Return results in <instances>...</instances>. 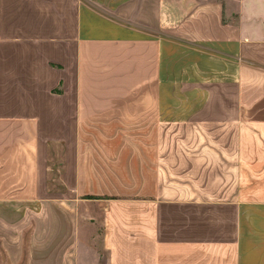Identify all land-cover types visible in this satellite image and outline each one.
Here are the masks:
<instances>
[{"label":"crops","instance_id":"0c3cea01","mask_svg":"<svg viewBox=\"0 0 264 264\" xmlns=\"http://www.w3.org/2000/svg\"><path fill=\"white\" fill-rule=\"evenodd\" d=\"M264 264V0H0V264Z\"/></svg>","mask_w":264,"mask_h":264},{"label":"rangeland","instance_id":"374dc122","mask_svg":"<svg viewBox=\"0 0 264 264\" xmlns=\"http://www.w3.org/2000/svg\"><path fill=\"white\" fill-rule=\"evenodd\" d=\"M100 253V257H99V264H105V261H106V259H105V254L103 253V252H99ZM86 263H88V264H94V260L92 259H90L89 257L87 258V255H86Z\"/></svg>","mask_w":264,"mask_h":264}]
</instances>
